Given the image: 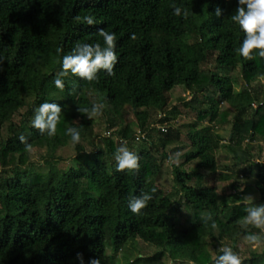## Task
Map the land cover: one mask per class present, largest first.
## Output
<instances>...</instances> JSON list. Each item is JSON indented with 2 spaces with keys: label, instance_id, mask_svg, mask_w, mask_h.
<instances>
[{
  "label": "trees",
  "instance_id": "obj_1",
  "mask_svg": "<svg viewBox=\"0 0 264 264\" xmlns=\"http://www.w3.org/2000/svg\"><path fill=\"white\" fill-rule=\"evenodd\" d=\"M172 5L186 10L188 18L174 15ZM238 6V0H0V128L5 127L0 133V264H81L77 253L83 254L84 264L91 258L101 264H165L164 256L214 264L225 238L240 253L239 238L260 232L242 227L247 213L240 199L254 190L259 198L248 206L264 204V156L255 157L251 145L264 139V85L252 84L264 77V57L253 53L246 60L239 55L245 34L231 20ZM217 7L221 16L215 14ZM89 15L95 18L93 25L83 19ZM100 29L115 33V74L101 70L89 82L69 73L64 90L57 89L62 57L77 42L104 46ZM237 68L239 87V79L231 75ZM175 86L191 94L183 104L196 113L186 134L191 148L184 162H198L192 171L173 165L174 186L166 192L155 183L161 163L151 152L155 144L151 122H146L149 112L158 113L161 162L167 157L166 144L179 139L180 131L167 125L176 114L175 107L166 110L168 92ZM44 102L63 109L54 136L31 124ZM93 103L104 105L110 128L122 119L126 106L132 108L138 130L124 124L118 142L141 140L135 151L141 158L139 171L116 170L118 147L107 138L104 149L86 151L76 143L74 165L55 166L60 159L55 150L71 139L69 127L79 129L81 141L92 139L94 117L78 108L90 109ZM229 116V135L223 141L217 130ZM20 135L33 148L46 149L50 159L45 173L27 163L30 153ZM223 149L231 154L232 169L215 173V153ZM201 169L230 182L207 184ZM192 178L194 184L189 183ZM153 187L148 206L139 214L131 212V198ZM213 220L217 229L211 228ZM140 241L155 251L126 255ZM119 251L124 252L122 263L114 261ZM241 257L243 264H264V251Z\"/></svg>",
  "mask_w": 264,
  "mask_h": 264
},
{
  "label": "clouds",
  "instance_id": "obj_2",
  "mask_svg": "<svg viewBox=\"0 0 264 264\" xmlns=\"http://www.w3.org/2000/svg\"><path fill=\"white\" fill-rule=\"evenodd\" d=\"M238 7L235 14L231 16V20L237 23L245 34L238 53L246 60L253 59V53H257L260 57H264V0H238ZM173 14L176 16L183 15L184 19L188 18L189 13L181 7L172 5ZM216 16H221L223 10L217 7L215 9ZM76 20H80L77 16ZM84 21L88 25L95 23L93 16H85ZM99 35L103 37L104 46L99 42L80 43L77 42L70 54L62 57V70L57 74L54 84L57 89L63 91L65 88L64 77L71 73L89 82L98 79V73L103 70L108 75H114L115 65L118 63L116 54V36L115 33H109L104 29L99 30ZM131 39H136L135 34ZM0 71H3V62L0 61ZM260 79L264 80V77ZM75 91V89H73ZM104 105L102 103H93L89 108H78L82 114H86L89 119L103 114ZM63 109L60 104L55 102H44L35 109L34 118L31 121L32 127L37 129L41 134L54 136L57 133V126L60 122ZM66 134L71 137L72 142L79 144L81 135L79 129L69 127ZM20 142L24 145L26 152H32L33 146L28 142L24 135H20ZM114 159L116 161V170L119 172L139 171L140 156L131 151L126 144H122L117 148ZM243 191V188L240 189ZM156 188L153 187L150 192H141L138 196L131 198L129 208L134 214H139L146 208L153 199ZM254 198L246 195L240 199L246 206V215L242 219V227L247 228L249 225L260 229L259 233H249L245 240L253 247L257 248L264 245V205L248 206L249 202ZM211 228L217 229L218 225L213 220ZM219 252L221 255L215 260L214 264H243V259L239 252L234 251L231 247L224 246L221 241ZM76 259L84 264L82 253H77ZM89 264H101L100 259L91 258Z\"/></svg>",
  "mask_w": 264,
  "mask_h": 264
},
{
  "label": "rangeland",
  "instance_id": "obj_3",
  "mask_svg": "<svg viewBox=\"0 0 264 264\" xmlns=\"http://www.w3.org/2000/svg\"><path fill=\"white\" fill-rule=\"evenodd\" d=\"M204 67L210 66V63L204 64ZM231 75L240 78V72L239 69L237 68L236 70H233L231 72ZM238 87L239 85L242 84V81L239 79L238 81ZM252 84H259V85H264V80L259 79L258 81H254ZM191 94L183 87V86H175L168 92V103H167V108L166 110H172L173 107L176 109V114L173 119L170 120V122L167 124L169 125L171 123V126L173 127L172 129H178L179 132V139L174 140L173 142L167 143L165 148L163 149L167 153V157L164 158L161 162V148L158 143L159 135L157 131H155V127L157 122H155V119L159 118L158 113L155 111L149 112L151 115L149 117L147 124L150 122L151 126V137L154 141L155 146L151 148V152L154 154L156 159L158 160L160 164V172L157 174L155 177V183L160 186L164 191L170 192L173 189L174 186V181H173V165H182L184 169L187 171H192L195 169V166L198 162V158H194L188 162H184V153L189 151L191 148L190 145V140L186 137V134L190 128V123L195 119L196 113L193 110L192 107L185 106L183 103L187 102L191 99ZM28 102L31 101L32 97H26ZM197 108L199 107H205L206 104H195ZM222 108L227 109L228 105L224 102L221 103ZM221 108V109H222ZM105 107L103 108V114L100 116L94 117V122L92 126V139L91 140H86V141H80L81 145L83 146L84 150L90 151L95 148H100L104 149L105 145V139H109V142L116 146L120 147L122 144L118 142L120 139L118 137V130L121 128L124 124H128L131 126L132 130H138L137 127V118L134 114V111L130 106H126L124 111L122 112V119L117 120V124L113 126L112 128L108 127L109 122L107 119V115L105 113ZM178 111V112H177ZM175 112V111H174ZM230 116L228 118V122L225 124V127L219 128L217 132L223 137V141L227 139L229 135V122ZM204 122L207 121V119L203 120ZM164 129V128H163ZM0 133L3 135L5 133V127L0 128ZM139 135V132H138ZM124 144L127 145V147L131 151H137L139 147L143 145L140 139H136L135 141L130 143L125 142ZM251 145L253 146V153L256 156L260 155L261 157L264 156V139H259L256 141H252ZM76 143L72 142V140H68L67 144L64 146H61L57 148L54 152V155L56 157L60 156V159L57 160L55 165L56 167H62V168H67L72 165V158L76 155L75 151ZM149 147V144L146 146ZM48 153L46 149L44 148H33L32 152H30V157L27 163L31 164L32 170H35L39 173H45L48 170V165H46L45 160L50 159V157L47 156ZM215 161L217 163V169L215 173H229L232 169L231 167V154L230 152L226 151L225 149L218 151L215 153ZM203 172L205 175L207 174L208 171L206 170H200ZM218 175V174H217ZM208 179L207 184H215L218 187H221L223 185H227L230 180H225L221 181L220 179L217 178V176L212 178V175H206L205 181ZM195 179L192 178L189 183L194 184ZM246 195H251L254 199L251 201H254L259 198V195L257 191L250 190ZM264 205V204H260ZM224 246L231 247V240L228 238H225L223 240ZM222 246V245H221ZM236 247L240 250L241 256H247L250 251H258L262 252L264 251V245H261L257 248H253L246 240L245 237H240L239 240L236 242ZM209 250L211 252L212 257H215L217 254L215 251L212 249V246H209ZM155 251V247L151 246L149 244L139 242V246L137 248H129L125 251L126 255H130L131 257L133 255H136L137 253L141 254H152ZM114 261L116 263H122L125 261L124 258V252L119 251L118 253L115 254ZM163 261L165 264H190V262L186 261H173L171 260L168 256L163 257Z\"/></svg>",
  "mask_w": 264,
  "mask_h": 264
},
{
  "label": "built area",
  "instance_id": "obj_4",
  "mask_svg": "<svg viewBox=\"0 0 264 264\" xmlns=\"http://www.w3.org/2000/svg\"><path fill=\"white\" fill-rule=\"evenodd\" d=\"M137 138H138V136H137Z\"/></svg>",
  "mask_w": 264,
  "mask_h": 264
}]
</instances>
